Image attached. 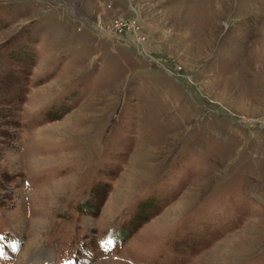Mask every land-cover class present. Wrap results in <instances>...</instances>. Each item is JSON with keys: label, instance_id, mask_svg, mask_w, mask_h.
Instances as JSON below:
<instances>
[{"label": "rangeland", "instance_id": "374dc122", "mask_svg": "<svg viewBox=\"0 0 264 264\" xmlns=\"http://www.w3.org/2000/svg\"><path fill=\"white\" fill-rule=\"evenodd\" d=\"M0 238V264H264V0H0Z\"/></svg>", "mask_w": 264, "mask_h": 264}, {"label": "trees", "instance_id": "16d2710c", "mask_svg": "<svg viewBox=\"0 0 264 264\" xmlns=\"http://www.w3.org/2000/svg\"><path fill=\"white\" fill-rule=\"evenodd\" d=\"M22 50H23V46H19V51H20V53H21ZM20 53H19V52H15V53L13 52V53H11V57L20 60V57H17ZM16 54H17V55H16ZM20 55H21V54H20ZM33 63H34V60L31 61V62H29L28 64H29V65H32ZM13 86H16V85H13ZM139 218H140V220H141L142 222H145V219H144V217H143L141 214H139ZM202 245H204V243H203Z\"/></svg>", "mask_w": 264, "mask_h": 264}, {"label": "snow or ice", "instance_id": "6c2138e0", "mask_svg": "<svg viewBox=\"0 0 264 264\" xmlns=\"http://www.w3.org/2000/svg\"><path fill=\"white\" fill-rule=\"evenodd\" d=\"M0 239H2V238H0ZM108 244H111V241H108ZM2 255H3V252L0 251V256H2Z\"/></svg>", "mask_w": 264, "mask_h": 264}, {"label": "built area", "instance_id": "2783aa9c", "mask_svg": "<svg viewBox=\"0 0 264 264\" xmlns=\"http://www.w3.org/2000/svg\"><path fill=\"white\" fill-rule=\"evenodd\" d=\"M138 39L140 40V37H138Z\"/></svg>", "mask_w": 264, "mask_h": 264}]
</instances>
